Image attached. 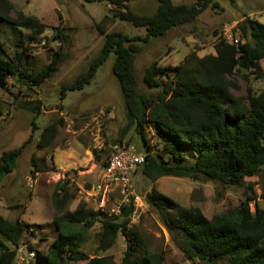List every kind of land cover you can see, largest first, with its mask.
<instances>
[{
	"label": "trees",
	"instance_id": "trees-1",
	"mask_svg": "<svg viewBox=\"0 0 264 264\" xmlns=\"http://www.w3.org/2000/svg\"><path fill=\"white\" fill-rule=\"evenodd\" d=\"M108 1L115 17L144 27L146 35L102 31L101 51L85 72L73 82L62 85L61 99L68 91L81 90L90 84L99 67L115 53L113 73L127 113L124 132L133 129L142 141L141 153L146 161L141 165V172L146 178L156 182L162 176H176L243 186L246 180L258 175L264 168V90L255 92L249 87L245 97L236 96L231 88L237 85L229 77L241 69L261 76L264 23L245 15L236 25L233 40L220 35L215 43V54L199 56L193 50L177 65H160L159 61H154L145 70L144 83L151 90L145 92L140 90L135 67L143 44L151 38L165 36L172 28L196 22L205 10L220 8V3L218 0H195L191 4L156 0V11L148 14L133 10L129 5L132 0ZM230 2L236 4V0ZM0 20L18 31L31 30V38L48 28L37 17L23 12L16 17L7 12L0 14ZM65 29L58 26L54 38L66 40ZM22 47L12 53L0 35L1 88L8 87L13 79V83L33 90L58 71L62 60L59 51L54 52L48 65L36 69L24 62L29 47ZM19 107L39 116L43 102L35 98L22 99ZM32 125L34 132L38 129L34 119ZM64 125L62 117L46 125L38 140V149L49 147ZM151 137L156 140V147L150 143ZM32 139L33 133L21 146L0 155V178L13 171L14 160ZM115 144L129 146L123 142V136ZM110 151L111 148L93 149L97 160L102 152L107 153L104 167ZM71 185L72 180L66 178L58 182L53 191V203L58 212L53 218L57 236L47 251L31 244L30 236H36L34 225L20 218L11 220L0 213V264H18L21 245L34 253L32 264H165L164 251H152L142 231L132 222L134 197L122 204L117 213L95 210L85 202L69 210L67 207L78 192ZM87 188L91 185L87 184ZM245 194L246 198L238 206L212 218L199 207L184 206L156 187L145 193L144 200L158 214L188 260L196 264H264V209L256 206L252 211L250 202L256 199V193ZM97 224L98 253L89 255L82 246ZM120 235L127 243L120 263L112 254H99L113 248Z\"/></svg>",
	"mask_w": 264,
	"mask_h": 264
},
{
	"label": "rangeland",
	"instance_id": "rangeland-1",
	"mask_svg": "<svg viewBox=\"0 0 264 264\" xmlns=\"http://www.w3.org/2000/svg\"><path fill=\"white\" fill-rule=\"evenodd\" d=\"M194 1L174 0L175 3L186 4ZM218 1L220 8L205 10L196 22L172 28L165 36L151 38L143 44L135 64L140 90L151 91L144 83V74L154 61H159L160 65H177L193 50L199 56L215 54V43L220 35H233L236 25L245 15L264 23V0H236L235 5L230 0ZM129 5L139 13L150 14L156 11L158 3L156 0H132ZM6 12L12 17L23 12L48 25L44 33L34 34L31 38V30L23 28L18 31L0 20L1 39L12 53L22 50V46L29 47L25 51L26 64L41 69L50 63L54 52L59 51L62 55L58 71L33 90L13 83V79H10L8 87H0V155L18 148L33 133L32 141L14 160L13 171L0 178V213L11 220L20 218L26 224L34 225L36 236H30V242L33 247L47 251L57 236L53 224L58 213L53 203L56 184L70 178L72 189H78L76 198L67 207L69 210L85 202L95 210L117 213L122 195L116 183H112L107 191L99 189L107 153L102 152L100 160H97L93 149L108 150L123 136L124 143L143 152L142 141L136 132L133 129L124 132L127 113L119 82L113 73L115 53H111L91 83L83 89L68 91L61 99V87L73 82L89 68L103 47L102 31L145 36L146 29L115 17L108 0H0V14ZM58 26L66 28L64 41L54 38ZM261 67V76L244 69L235 72L229 79L237 87H232L231 91L236 96L245 97L249 87L255 92L264 90V58ZM32 98L43 102L39 116L19 107L22 99ZM60 117L64 118L65 125L60 128L56 139L49 147L38 149L37 143L45 126ZM33 119L38 126L34 132ZM150 143L156 147L153 137ZM133 182L138 215L132 222L142 231L152 251H164L165 264L196 263L184 256L158 214L145 203L144 195L153 187L184 206L199 207L209 218L238 206L246 198V192L257 196L250 202L252 211L256 206L264 209V168L246 180L243 186L176 176H162L152 182L142 174L141 166L133 175ZM87 184L91 188H87ZM98 230L99 224L91 230L82 246L89 255L98 253ZM126 247L127 243L120 235L113 248L99 254H112L120 263ZM31 253L26 245H21L18 264H32L34 256Z\"/></svg>",
	"mask_w": 264,
	"mask_h": 264
},
{
	"label": "built area",
	"instance_id": "built-area-1",
	"mask_svg": "<svg viewBox=\"0 0 264 264\" xmlns=\"http://www.w3.org/2000/svg\"><path fill=\"white\" fill-rule=\"evenodd\" d=\"M229 40L234 39V35L227 36ZM110 156L103 169V181L99 189L107 191L112 183H116L122 199L117 205L116 212L120 206L128 202L132 197L135 198V211L133 219L138 215L136 203V193L133 182V175L136 169L146 161L144 153L136 151L133 147L124 144H114L111 147ZM34 256V253H31Z\"/></svg>",
	"mask_w": 264,
	"mask_h": 264
}]
</instances>
